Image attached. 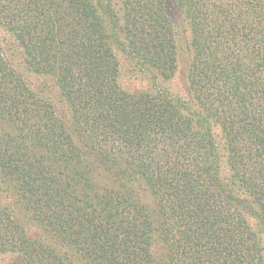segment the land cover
<instances>
[{"label": "trees", "instance_id": "obj_1", "mask_svg": "<svg viewBox=\"0 0 264 264\" xmlns=\"http://www.w3.org/2000/svg\"><path fill=\"white\" fill-rule=\"evenodd\" d=\"M173 4L0 0V26L68 106L0 46L11 264H264V0ZM119 55L150 87H122ZM180 72L187 96L165 85Z\"/></svg>", "mask_w": 264, "mask_h": 264}, {"label": "rangeland", "instance_id": "obj_2", "mask_svg": "<svg viewBox=\"0 0 264 264\" xmlns=\"http://www.w3.org/2000/svg\"><path fill=\"white\" fill-rule=\"evenodd\" d=\"M166 4L169 8L171 14L176 13L177 17V9L173 4V0H166ZM179 23L183 24V18L179 16ZM181 32V30H180ZM186 39L189 34H180V36H185ZM184 40V39H183ZM0 46L2 48V52L4 57L12 64L26 79L32 90H34L37 94L42 95L44 98H48L54 102L58 111L64 115L68 114V106L61 99L60 91L55 83V80L52 76L47 74H37L34 71L28 69L27 64L25 62V57L23 53V49L19 44L15 41L12 35L2 26H0ZM120 63H121V75H120V84L123 88L128 90H137L150 87V82L141 74H135L137 72L134 71L132 75L128 72L129 70V62L127 58L119 55ZM181 68L183 65L181 64ZM173 81L167 82L165 85L170 90H173L175 93H178L182 96H187L185 93L183 86L185 84L182 73ZM164 84V83H162ZM251 221H254L251 219ZM31 234L41 235L42 232L33 227L29 228ZM44 239L53 245L52 238L47 235ZM12 257L5 254H0V264H11Z\"/></svg>", "mask_w": 264, "mask_h": 264}]
</instances>
